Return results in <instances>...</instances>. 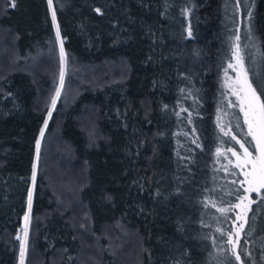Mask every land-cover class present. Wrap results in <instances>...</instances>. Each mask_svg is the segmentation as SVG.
Returning a JSON list of instances; mask_svg holds the SVG:
<instances>
[{
  "label": "trees",
  "instance_id": "obj_1",
  "mask_svg": "<svg viewBox=\"0 0 264 264\" xmlns=\"http://www.w3.org/2000/svg\"><path fill=\"white\" fill-rule=\"evenodd\" d=\"M229 1L0 0V63L13 61L0 73V264H21L15 235L30 190L23 264H119L124 254L130 264H238L225 249L215 257L216 226L230 224L216 209L231 211L242 191L233 176L220 180L210 154L222 142L214 110ZM249 27L255 87L264 0ZM242 225L239 262L264 264V198Z\"/></svg>",
  "mask_w": 264,
  "mask_h": 264
},
{
  "label": "rangeland",
  "instance_id": "obj_2",
  "mask_svg": "<svg viewBox=\"0 0 264 264\" xmlns=\"http://www.w3.org/2000/svg\"><path fill=\"white\" fill-rule=\"evenodd\" d=\"M254 2L255 0H232L231 2H228L229 5L232 4V6H228V8L231 7L230 10L232 11L234 18L232 20V27L230 28V44L228 52L226 53V60L224 61L225 65L221 70L219 78V91L221 95L219 96V102L217 103L216 111L214 110V114L216 116V128L218 129V134L222 136V142H213L216 145L215 148H213V151L210 153L213 157L215 166L219 168L218 170L220 171V180L223 179L224 182V180H229V177L233 176L239 186V182L244 181V172L249 171L250 165L244 168L237 167V164H243L244 161V151L240 147V144L237 143V141L244 143L245 147L248 148L253 157L259 158V153L255 150L256 141H254L252 139V136L248 134L249 129L248 125L245 123L244 113L240 109L237 96L233 94L235 91H238L240 89V84L236 78L237 71L240 68V65L237 63V59L242 61L243 68L246 71H248V67L252 71H254L257 68L260 59L258 42L256 38L250 33L249 27V13H251ZM237 37H239V39H237ZM12 63V59H8L7 63L4 65L0 63V73L5 69L6 65H11ZM230 63L233 64L235 68H229L228 65ZM251 77L254 82V86L259 92L260 88L258 86L263 85L261 75H259V72L256 71L251 73ZM194 117L196 116L188 117L189 124H192L194 122ZM181 124L184 127H186L185 125H187L183 122ZM225 133H227V135ZM223 136H226V140ZM233 136H235V139L232 138ZM217 149H219L220 151L218 152ZM230 149L235 150L239 154V159L237 156L233 155ZM223 182L221 184L222 187ZM248 187L249 185L247 184V182H245L243 188L240 187L242 192L239 196L236 197L237 199L234 202L231 211L228 209L230 206L226 205H224L223 207H218L216 209V211L218 212L217 215L220 219L225 216L224 218L229 220L232 230L229 231L230 224L228 228H225V232L222 230V227L216 226L217 231L223 233L224 243H222L220 250H217L215 257L218 256L221 259H225L223 254L225 250H228L231 253L230 256L234 259V261L238 262V264H242L239 262V260L236 259V253L238 252V236L241 225L243 224L245 218L246 211L254 200L258 199L259 197L264 198V189H260L259 192H248L246 191ZM28 193L26 196V209L24 211L25 213L20 218V231H18V233L15 235L16 239L18 236L20 237V239H18L20 248L21 241L24 240L25 235V224H22V221L24 220L25 223V219H23V217H25L24 215L27 213ZM253 195L257 196H254L256 199H254ZM184 197L185 196H182V198ZM240 197H243V200H241ZM237 204H239L240 207H235ZM220 209H228V211L221 212ZM85 246L89 247V245ZM116 246H119V244ZM131 251L132 253L135 252L134 247ZM130 255L131 254H124V256L119 255V258L124 257V259L122 260L117 257L118 263L130 264L131 260L125 262V259H129ZM19 261L21 262L20 256Z\"/></svg>",
  "mask_w": 264,
  "mask_h": 264
},
{
  "label": "snow or ice",
  "instance_id": "obj_3",
  "mask_svg": "<svg viewBox=\"0 0 264 264\" xmlns=\"http://www.w3.org/2000/svg\"><path fill=\"white\" fill-rule=\"evenodd\" d=\"M49 7H52L53 0H48ZM12 6L14 7L15 4L13 3ZM97 13H100L101 10L99 8L95 9ZM250 15V13H249ZM52 20L56 27V37L57 40H59L61 48V63H64L65 60V53L63 49V40L60 39V28L59 25L56 23V13L53 10L52 11ZM188 35L191 36L192 32L189 28ZM239 39V37H237ZM235 55V54H234ZM237 63L240 65L239 70L237 71V81L240 84V89L238 91H235L233 94L237 96V100L239 102V106L241 111L244 113L245 117V123L248 125L249 129V135L252 136V139L256 141V147L255 150L259 153V158L253 157L252 153L249 152L248 148L245 147L244 143H241L240 141H237V143L240 144V147L244 151V161L243 164H237L238 168H244L250 165L249 171L244 172V181H240V187L243 188L245 182L249 185V187L246 189L248 192H259L260 189H264V85H259L260 91H257V88L253 87L252 82L248 78L247 71L243 68L242 61L237 59ZM229 68H235L233 64L228 65ZM227 72V70H226ZM64 69L62 68L59 74V81L60 86L57 87L55 95L51 99V105L52 108H55L57 99L59 98L61 94V89L63 88L64 84ZM49 116H51V111H49ZM47 126V120H45V127ZM227 135V133H225ZM44 135V128H41L40 130V136L43 137ZM235 139V136L232 137ZM40 146H41V140L38 138L36 140V156L37 160L39 159V153H40ZM219 152L220 150L217 149ZM233 155L237 156L239 159V154L233 150ZM36 178V165H33L32 170V180L35 181ZM241 200H243V197H240ZM32 204V191L30 190L28 193V207L29 210L31 209ZM235 207H240L239 204H237ZM221 212H226L228 209H220ZM25 237L27 236V224L29 222V215L28 213L25 214ZM243 227V225H241ZM17 239H20L18 236ZM25 242L24 240L21 241V249H20V258H21V264H23V257L25 252ZM236 259L240 260V254L236 253Z\"/></svg>",
  "mask_w": 264,
  "mask_h": 264
},
{
  "label": "bare ground",
  "instance_id": "obj_4",
  "mask_svg": "<svg viewBox=\"0 0 264 264\" xmlns=\"http://www.w3.org/2000/svg\"><path fill=\"white\" fill-rule=\"evenodd\" d=\"M23 219H24V217H23ZM22 224H25V223H24V220L22 221Z\"/></svg>",
  "mask_w": 264,
  "mask_h": 264
}]
</instances>
